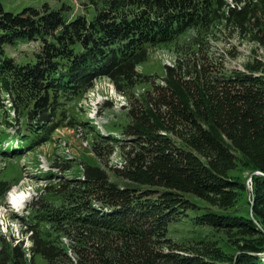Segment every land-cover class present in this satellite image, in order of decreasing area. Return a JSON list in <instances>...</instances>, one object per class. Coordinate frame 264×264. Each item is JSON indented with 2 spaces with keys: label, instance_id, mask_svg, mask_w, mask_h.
Returning <instances> with one entry per match:
<instances>
[{
  "label": "trees",
  "instance_id": "obj_1",
  "mask_svg": "<svg viewBox=\"0 0 264 264\" xmlns=\"http://www.w3.org/2000/svg\"><path fill=\"white\" fill-rule=\"evenodd\" d=\"M87 1L96 10L90 17L82 13L70 16L67 5L53 9L49 4L14 13L5 10L0 0V95H9L17 112L15 119L20 120L17 134H1L0 145L6 136L12 138L11 147L13 143L31 145L28 150L50 141L62 120L68 118L65 113L70 103L87 93L97 78L107 76L117 89L126 92L143 79L137 65L147 60L152 48L173 43L190 31H196L197 40L223 22L244 28L248 13L246 6L239 10L235 5L227 13L226 0ZM20 39L41 41L34 61L19 62L7 54L6 46ZM24 55L31 57L32 52ZM167 68L175 81L176 74L182 77L183 71L184 76L192 73L184 69L182 59L175 67ZM197 76L180 86L169 80L173 99L170 95L166 101L172 110L170 119L180 115L195 125L196 132L188 141L190 147L186 142L174 143L155 130L170 128L169 121L163 119V124L157 126L160 121L155 123L150 117L153 110L142 112L138 116L142 123H137L135 129L151 147L138 153L140 156L125 175L128 181L112 179L97 163L86 164L78 174L81 177L71 179L76 182L59 181L53 187L59 189L60 193L55 194L59 203H52V208L46 210L32 205L30 245L2 237L0 264H38V256L47 264H131L133 260V264H163L159 260L167 259L168 263L169 256L185 264H212L193 256L180 260L174 250H158L157 259L149 252L154 244L175 246L169 225L195 221L194 215L198 223L262 233L264 89L259 84L264 83V77L253 71L222 74L211 81L202 79L199 71ZM244 80L248 88L243 93L228 87ZM251 84H258L257 89ZM208 102L210 107H206ZM190 104L194 111L189 115ZM240 104L248 111L237 107ZM238 109L244 114L242 120ZM69 122L74 124L76 120L71 118ZM217 131L228 135L229 141ZM229 142L256 164L253 204L246 215L237 214V210L226 213L203 209L199 213L184 198L186 193L205 197L245 187L239 179L224 173L235 166ZM195 151L205 153L209 160L200 159ZM15 152L19 153L8 148L0 155ZM18 181L17 177L0 181V200ZM248 240L242 243L236 264H264V254L258 256L264 251V236L255 243Z\"/></svg>",
  "mask_w": 264,
  "mask_h": 264
},
{
  "label": "rangeland",
  "instance_id": "obj_2",
  "mask_svg": "<svg viewBox=\"0 0 264 264\" xmlns=\"http://www.w3.org/2000/svg\"><path fill=\"white\" fill-rule=\"evenodd\" d=\"M5 10L18 13L26 7L42 8L49 4L53 9H60L64 5L70 16L86 14L87 17L95 13L94 6L91 7L87 0H1ZM228 6L225 8L229 13L230 6H236L239 10L246 6V24L244 28L230 22L217 24L210 33L202 34L197 40L196 31H190L182 35L177 41L154 47L150 50L146 61L140 63L137 68L143 79L126 92L117 89L114 82L107 76H101L94 82V86L81 98L74 100L68 106L65 115L67 119L54 132L53 139L41 145L24 146L22 144L10 143L12 138L6 136L5 141L0 145V151L17 150L19 153L0 155V181L12 180L17 177L19 181L14 184L10 191L17 196L15 203L8 199V193L3 200H0V240L5 237L9 241H24L25 245L32 243L30 234L31 210L28 205H35L38 210L52 208V203H59L55 194L60 193L59 189H54V185L60 182H76L75 178H80L86 164H101L111 178L117 181H128L125 176L133 166V161L140 156L138 153H145L151 147L147 138L139 137L135 125L142 123L138 116L145 111L153 110L150 116L155 123L162 120L171 123L168 129H158L159 134L169 136L171 141L177 144L188 143L195 134V125L189 123L188 119L179 117L170 119L172 112L167 102L170 95L173 99V82H178V86L185 84L187 79H194L197 71L202 74V79L211 81L221 77L222 74L238 73L239 71L249 73L253 71L256 76L264 77V2L259 0H226ZM76 15V16H77ZM41 41L18 40L14 44L6 46L7 54L15 57L19 62L35 60V52L40 50ZM28 51V52H27ZM32 52L31 57H26L24 53ZM179 59H182L184 69L192 70V73L184 76V71L176 74L172 79L168 74V66H176ZM192 74V75H191ZM171 80V84L169 82ZM264 82V80H263ZM216 81L214 83L217 84ZM258 83V82H256ZM260 83V82H259ZM186 85V84H185ZM249 85V84H248ZM257 85L251 87L257 89ZM264 89V83L259 84ZM231 91L245 92L247 82L241 81L228 85ZM194 104V101H193ZM9 95H0V135L6 133L15 136L19 131L20 120L15 119L17 112L12 108ZM189 106V115L194 108ZM196 107V105L194 106ZM206 107H210V102ZM237 107L248 111L240 104ZM204 107H202L203 111ZM240 111V114L242 111ZM74 118L76 122L70 124L69 120ZM221 120L220 117H217ZM244 114H241V120ZM15 119V120H14ZM8 120V121H6ZM14 121L12 125L10 123ZM87 122V123H84ZM220 125L225 123L220 121ZM226 141L228 135L217 131ZM96 133V134H95ZM142 145H146L145 148ZM230 152L233 155L235 165L232 169L224 171L228 176L239 179L245 185L244 188L236 189L233 192L225 191L222 194H208L205 197L186 193L185 199H189L191 205L201 213L203 209L209 211H223L229 213L230 210H237V214L246 215L253 204V173H257L255 162L251 156L243 152L231 142ZM197 156L207 161L205 153L195 151ZM18 157H15L16 155ZM15 157V158H14ZM84 178V177H83ZM21 195V196H19ZM27 196V197H25ZM55 196V200H53ZM20 205L24 208L13 207ZM195 210V208H193ZM50 212V211H49ZM196 212V210L194 211ZM229 214H227L228 216ZM195 221L173 222L169 225L170 236L176 245L161 246L151 245L149 249L156 259L160 255L159 251L171 252L174 250L176 256L199 257L212 264H236V257L241 252V245L247 239L259 241L264 235V226H260L261 231L247 233L242 227H225L198 223L196 215ZM50 229L49 226L46 227ZM250 231V230H248ZM204 239L200 243L199 239ZM63 241L68 243V239L63 236ZM248 240V241H249ZM205 245V246H204ZM1 247V246H0ZM159 250V251H158ZM146 253L144 249L139 252ZM155 252V254H154ZM260 252L258 256H262ZM38 264H47L42 256L37 257ZM136 261V260H135ZM163 264H185L179 262L177 258L169 256L167 259L159 260ZM134 263V260L131 264ZM190 264V263H188Z\"/></svg>",
  "mask_w": 264,
  "mask_h": 264
},
{
  "label": "bare ground",
  "instance_id": "obj_3",
  "mask_svg": "<svg viewBox=\"0 0 264 264\" xmlns=\"http://www.w3.org/2000/svg\"><path fill=\"white\" fill-rule=\"evenodd\" d=\"M17 196L16 195H13V199H14L15 203L17 202ZM19 196H21V195H19Z\"/></svg>",
  "mask_w": 264,
  "mask_h": 264
}]
</instances>
